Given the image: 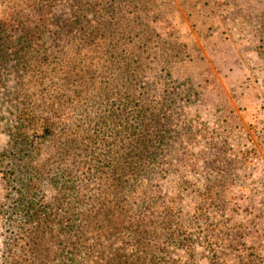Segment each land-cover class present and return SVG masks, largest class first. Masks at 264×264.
I'll return each instance as SVG.
<instances>
[{"label":"rangeland","instance_id":"rangeland-1","mask_svg":"<svg viewBox=\"0 0 264 264\" xmlns=\"http://www.w3.org/2000/svg\"><path fill=\"white\" fill-rule=\"evenodd\" d=\"M49 2L0 0V20L11 21L0 60V264H27L20 190L9 185L17 183L8 163L18 159L12 134L23 88L36 89L27 83L34 73L22 67L21 37L41 22L55 56L70 59L77 50L72 62L91 66L86 88L103 98L115 93L116 114L135 126L119 127L120 136L132 130L147 137L146 165L121 194L136 195L138 214L150 203L169 205L175 225L158 230L164 259L264 264V0H94L99 15L87 9L81 26L59 34L52 32L62 19L55 13L71 14L72 1L45 7ZM87 107L104 112L102 104ZM41 190L57 197L49 180Z\"/></svg>","mask_w":264,"mask_h":264},{"label":"trees","instance_id":"trees-1","mask_svg":"<svg viewBox=\"0 0 264 264\" xmlns=\"http://www.w3.org/2000/svg\"><path fill=\"white\" fill-rule=\"evenodd\" d=\"M54 1L45 7L52 8ZM71 1V14L55 13L62 19L52 27L53 34L81 26L77 21L87 9L99 15L94 0ZM7 18L0 20V60L6 44L2 33L11 22ZM92 29L86 33L88 39L98 31L97 26ZM44 30L41 22L28 27L21 37L22 67L27 74L34 73L27 83L33 82L36 89L23 88L12 134L18 142L12 152L18 159L8 163L17 183L10 180L9 185L20 190L15 201L18 229L26 241L21 245L24 263L169 264L160 248L162 240H158L162 225L168 230L175 225L167 219L169 205L161 208L150 203L138 214L131 204L138 201L136 195L121 194L122 184L131 185L137 176L134 173L146 165L147 137L132 130L120 136L119 127L135 126H127L125 115L116 114L120 106L119 99L112 98L115 93H105L103 98L95 88H86L91 66L84 59L80 64L72 62L77 50L70 59L55 56L52 44L45 47ZM69 83L77 84L76 88H66ZM97 104L104 106V112L92 114L87 106ZM70 118L74 127L68 124ZM144 122L142 115L141 125ZM44 180L55 189V200L41 192Z\"/></svg>","mask_w":264,"mask_h":264}]
</instances>
